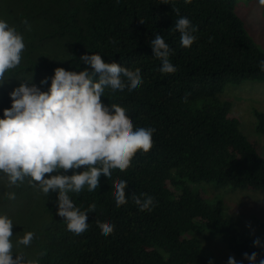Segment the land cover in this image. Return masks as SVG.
<instances>
[{"label": "trees", "instance_id": "16d2710c", "mask_svg": "<svg viewBox=\"0 0 264 264\" xmlns=\"http://www.w3.org/2000/svg\"><path fill=\"white\" fill-rule=\"evenodd\" d=\"M237 1L0 0V264H215L203 233L264 261L198 189L264 192V157L211 104L264 82Z\"/></svg>", "mask_w": 264, "mask_h": 264}, {"label": "rangeland", "instance_id": "374dc122", "mask_svg": "<svg viewBox=\"0 0 264 264\" xmlns=\"http://www.w3.org/2000/svg\"><path fill=\"white\" fill-rule=\"evenodd\" d=\"M235 11L243 20L247 35L256 44L257 49L264 53V0H238ZM222 102L230 103V114L234 115L237 120L239 132L253 142L258 153L264 157V133L257 130L258 120L256 117V112L264 113V82L247 80L240 85H228L211 104H213L214 109H218ZM204 106L208 105L199 102L197 106H192V108L196 110ZM208 185L203 183L200 187L198 186V189L203 193V196L209 198L213 207L230 220H235L243 230L263 243L264 223L252 222L251 229L249 218L254 214L252 209L264 205V192L239 190L235 194L239 200H234L230 195V189L226 192L212 191L213 189ZM210 186L213 187V184L211 183ZM240 204L243 205L240 206ZM261 216L264 217V215ZM261 222H264V219H261ZM199 240L203 252L212 263L264 264L263 260L255 259V257H237L222 241L214 236L207 237L203 233L199 235Z\"/></svg>", "mask_w": 264, "mask_h": 264}, {"label": "clouds", "instance_id": "9594fccd", "mask_svg": "<svg viewBox=\"0 0 264 264\" xmlns=\"http://www.w3.org/2000/svg\"><path fill=\"white\" fill-rule=\"evenodd\" d=\"M55 203H56V199L55 201H52V200L49 201V204L51 205H54ZM46 216L47 214H46L44 207L37 210L32 215V217H35L38 219L39 224L44 223V219L46 218ZM9 218L13 221L14 225L18 229L15 237L18 239V245L21 247V249H27L29 244L34 245L38 239L36 232L33 230L25 229L24 227H21V228L18 227L16 220L11 215H9ZM30 263H31L30 259H20V260L11 261V264H30Z\"/></svg>", "mask_w": 264, "mask_h": 264}]
</instances>
